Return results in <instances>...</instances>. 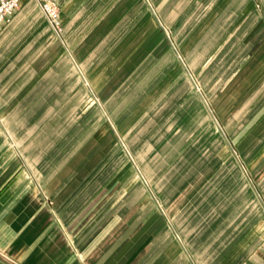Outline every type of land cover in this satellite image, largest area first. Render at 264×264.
Listing matches in <instances>:
<instances>
[{
    "label": "crops",
    "instance_id": "1",
    "mask_svg": "<svg viewBox=\"0 0 264 264\" xmlns=\"http://www.w3.org/2000/svg\"><path fill=\"white\" fill-rule=\"evenodd\" d=\"M57 6L0 27V259L264 264V0Z\"/></svg>",
    "mask_w": 264,
    "mask_h": 264
},
{
    "label": "built area",
    "instance_id": "2",
    "mask_svg": "<svg viewBox=\"0 0 264 264\" xmlns=\"http://www.w3.org/2000/svg\"><path fill=\"white\" fill-rule=\"evenodd\" d=\"M21 0H0V27L6 24L13 12L18 8ZM49 24L58 33L61 31L60 13L57 0H35Z\"/></svg>",
    "mask_w": 264,
    "mask_h": 264
},
{
    "label": "rangeland",
    "instance_id": "3",
    "mask_svg": "<svg viewBox=\"0 0 264 264\" xmlns=\"http://www.w3.org/2000/svg\"><path fill=\"white\" fill-rule=\"evenodd\" d=\"M159 26H161V29L163 31V34L165 35V39L167 40L168 44L170 45V47L172 48L173 47V50H174V56L175 58L177 59V62H178V65L180 66L182 72H184V74L186 75V78L187 80H189L188 82L189 83V87H191V89L193 90L194 94L197 93V94H201V86L199 85L198 81L195 79V77L193 76V74H191V72L188 70L187 68V64L186 62L184 61V58L183 56L180 54V52L178 51L177 47H175L173 44H172V37H171V34H170V30L167 29L163 23L162 25L160 23H158ZM171 42V44H170ZM166 88H169V84L167 82H165L163 84V87L162 89L160 88V93H158L157 97L166 89ZM170 89V88H169ZM100 97V96H99ZM93 98L92 101H93V105L97 107V112H103V102L101 101L100 98ZM156 97V98H157ZM167 103V102H165ZM159 103H156V106L158 105ZM153 109L155 107V103H152V106H151ZM147 108V105L145 106V108H143V110L141 112H144L145 109ZM117 111V110H116ZM104 115V113H103ZM103 120H104V124H105V117H103ZM119 141L121 143V146L123 147V149H125V146L123 145L122 143V140L119 138Z\"/></svg>",
    "mask_w": 264,
    "mask_h": 264
},
{
    "label": "water",
    "instance_id": "4",
    "mask_svg": "<svg viewBox=\"0 0 264 264\" xmlns=\"http://www.w3.org/2000/svg\"><path fill=\"white\" fill-rule=\"evenodd\" d=\"M0 264H7V263L0 259Z\"/></svg>",
    "mask_w": 264,
    "mask_h": 264
}]
</instances>
